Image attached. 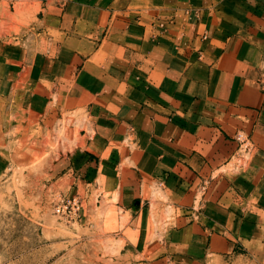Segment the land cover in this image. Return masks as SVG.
<instances>
[{"label":"crops","instance_id":"1","mask_svg":"<svg viewBox=\"0 0 264 264\" xmlns=\"http://www.w3.org/2000/svg\"><path fill=\"white\" fill-rule=\"evenodd\" d=\"M263 75L264 0H0V178L61 133L80 220L155 264H264Z\"/></svg>","mask_w":264,"mask_h":264},{"label":"rangeland","instance_id":"2","mask_svg":"<svg viewBox=\"0 0 264 264\" xmlns=\"http://www.w3.org/2000/svg\"><path fill=\"white\" fill-rule=\"evenodd\" d=\"M61 137H48L46 152L33 157L30 145L22 142L9 158L0 178V264H155V256L139 255L107 235L98 218L70 221L55 215L62 197L53 183L61 174L52 168L59 161L57 153L68 150ZM170 213L154 209L153 228L159 229V217L169 219Z\"/></svg>","mask_w":264,"mask_h":264},{"label":"built area","instance_id":"3","mask_svg":"<svg viewBox=\"0 0 264 264\" xmlns=\"http://www.w3.org/2000/svg\"><path fill=\"white\" fill-rule=\"evenodd\" d=\"M264 85V75L260 80ZM235 141L238 143L237 152L234 164L242 166L246 161V157L250 150V143L246 137L242 134H236ZM204 187H201L203 190ZM82 205L78 197L60 198L54 206L55 215L59 216L63 220H78L81 218Z\"/></svg>","mask_w":264,"mask_h":264}]
</instances>
